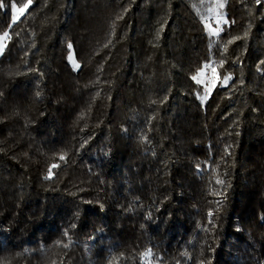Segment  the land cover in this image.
<instances>
[{
    "label": "trees",
    "instance_id": "1",
    "mask_svg": "<svg viewBox=\"0 0 264 264\" xmlns=\"http://www.w3.org/2000/svg\"><path fill=\"white\" fill-rule=\"evenodd\" d=\"M262 1L0 0V264H264Z\"/></svg>",
    "mask_w": 264,
    "mask_h": 264
},
{
    "label": "rangeland",
    "instance_id": "2",
    "mask_svg": "<svg viewBox=\"0 0 264 264\" xmlns=\"http://www.w3.org/2000/svg\"><path fill=\"white\" fill-rule=\"evenodd\" d=\"M262 2L264 4V0ZM220 3L224 4L223 8H219L217 6ZM226 3L227 0H190V4L200 22L204 26L206 24L210 25L212 29H215L217 26H219V28L221 29L223 26L227 25L228 17L226 14ZM14 16H18L19 18L21 15H18L16 12H14ZM221 16L223 20L227 21V23L221 22L219 23V25H217V21L221 18ZM13 17L12 21H14ZM205 29L210 36L211 33L209 31V28L205 27ZM0 43L3 44V41H0ZM206 66L203 67V69L198 72L197 75H195L196 80L193 79L195 83L202 87L205 97L210 94L212 89L219 82V78L213 67L209 64H207Z\"/></svg>",
    "mask_w": 264,
    "mask_h": 264
},
{
    "label": "snow or ice",
    "instance_id": "3",
    "mask_svg": "<svg viewBox=\"0 0 264 264\" xmlns=\"http://www.w3.org/2000/svg\"><path fill=\"white\" fill-rule=\"evenodd\" d=\"M31 3H32V0H27V3L22 4V6L19 7V8H17V6H16L15 3H13V4L11 5V7H12L13 11L16 12L18 15H23L24 12H25V10L31 5ZM3 6H4V5H3L2 3H0V7H3ZM217 6H218L219 8H223V7H224V4H223V3H220V4H218ZM17 18H18V16H14V17H13V20L15 21ZM221 22L227 23L226 20H223L222 16H221V18L217 21V25H219V23H221ZM205 27L209 28V31H210L211 35H213V36H218L219 33H220V31H221V29L219 28V26H217L215 29H212L210 25L206 24ZM6 38H8V33H7V32H4L3 36H0V41H3V40L6 39ZM230 42H231V41H229V43H230ZM71 47H72V46L69 45V48H71ZM2 51H3V44L0 43V52H2ZM70 59H71V57H70ZM76 67H79V65H76ZM206 67H207V66H206ZM193 79L196 80V77L194 76ZM227 79H229V77H225V82L227 81ZM197 82H199V81H197ZM60 159H64V157L61 156ZM52 167H56V165H53ZM49 171L51 172V170H49ZM221 183H222V182H221ZM65 235H67V233H65ZM65 247H67V245H65Z\"/></svg>",
    "mask_w": 264,
    "mask_h": 264
}]
</instances>
